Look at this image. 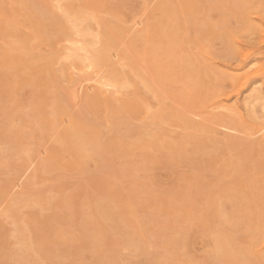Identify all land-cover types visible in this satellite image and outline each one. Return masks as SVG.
Returning a JSON list of instances; mask_svg holds the SVG:
<instances>
[{"label": "rangeland", "instance_id": "rangeland-1", "mask_svg": "<svg viewBox=\"0 0 264 264\" xmlns=\"http://www.w3.org/2000/svg\"><path fill=\"white\" fill-rule=\"evenodd\" d=\"M263 103L264 0H0V264H264Z\"/></svg>", "mask_w": 264, "mask_h": 264}, {"label": "bare ground", "instance_id": "bare-ground-1", "mask_svg": "<svg viewBox=\"0 0 264 264\" xmlns=\"http://www.w3.org/2000/svg\"><path fill=\"white\" fill-rule=\"evenodd\" d=\"M64 41V40H63ZM83 45V44H82ZM123 49V48H122ZM137 52V51H136ZM138 54V53H137ZM127 55V54H126ZM114 58V57H113ZM116 58V57H115ZM115 60V59H114ZM89 67V66H88ZM84 75V74H83ZM87 82V81H86ZM85 82V83H86ZM82 86V85H81ZM104 86V85H103ZM75 87V86H74ZM106 88V87H105ZM264 104V103H263ZM262 110H264V105H263V109ZM264 112V111H263ZM263 131V129H259L257 132H262ZM263 138H264V135L262 136ZM223 225V224H222Z\"/></svg>", "mask_w": 264, "mask_h": 264}]
</instances>
